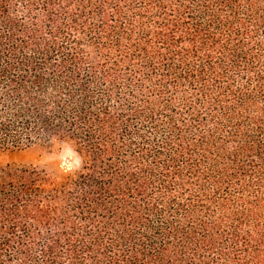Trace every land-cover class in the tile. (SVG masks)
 Masks as SVG:
<instances>
[{
	"label": "trees",
	"instance_id": "16d2710c",
	"mask_svg": "<svg viewBox=\"0 0 264 264\" xmlns=\"http://www.w3.org/2000/svg\"><path fill=\"white\" fill-rule=\"evenodd\" d=\"M0 264H264V0H0Z\"/></svg>",
	"mask_w": 264,
	"mask_h": 264
},
{
	"label": "rangeland",
	"instance_id": "374dc122",
	"mask_svg": "<svg viewBox=\"0 0 264 264\" xmlns=\"http://www.w3.org/2000/svg\"><path fill=\"white\" fill-rule=\"evenodd\" d=\"M77 159L78 156L71 146L53 141H44L25 151L0 153V167L32 166L53 174L59 179H64L67 176L62 177L60 172L62 170L71 171L69 165L75 163Z\"/></svg>",
	"mask_w": 264,
	"mask_h": 264
},
{
	"label": "clouds",
	"instance_id": "9594fccd",
	"mask_svg": "<svg viewBox=\"0 0 264 264\" xmlns=\"http://www.w3.org/2000/svg\"><path fill=\"white\" fill-rule=\"evenodd\" d=\"M81 166H82V160L78 158L77 161H76L75 163H72V164L69 165V167L71 168V171H65V170H62V171L60 172V175H61L62 177H64V176H68V175L72 174L73 172L79 170V168H80Z\"/></svg>",
	"mask_w": 264,
	"mask_h": 264
}]
</instances>
